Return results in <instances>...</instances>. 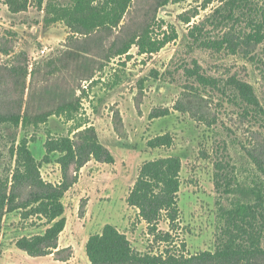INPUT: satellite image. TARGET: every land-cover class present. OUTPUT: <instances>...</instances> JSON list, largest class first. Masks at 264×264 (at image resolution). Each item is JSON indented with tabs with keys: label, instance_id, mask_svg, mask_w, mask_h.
Listing matches in <instances>:
<instances>
[{
	"label": "rangeland",
	"instance_id": "obj_1",
	"mask_svg": "<svg viewBox=\"0 0 264 264\" xmlns=\"http://www.w3.org/2000/svg\"><path fill=\"white\" fill-rule=\"evenodd\" d=\"M39 1L26 0L25 9L12 13L0 0V116L21 118L18 128L0 124V186L11 182L16 167L13 146L23 138L40 165L43 181L57 184L62 179L59 154H51L50 163H44L45 143L69 137L79 145L85 136H92L83 130L93 129L116 162L113 177L108 164L85 170V180L100 173L98 181L110 183L113 197L103 199L109 205L104 209L121 210L120 199L144 163L177 157L178 220L172 224L164 215L148 227L141 225L137 210L126 211L123 206L130 223L121 229L140 255L164 261L171 257L173 264H220L191 259L214 253L225 242L224 211L236 202L252 204L243 188L264 182L256 164L264 168V116L258 118L233 85L236 80L251 86L264 112V43L241 44L235 54L198 47L190 36L193 26L223 0H131L119 24L93 30L76 22L80 15L74 11L75 0ZM109 1L96 0L91 12ZM242 28L249 32L244 24ZM147 31L155 39L175 31L176 38L156 54L140 55L134 43ZM226 31L205 22L202 36L217 38ZM123 50L128 52L121 55ZM195 66L210 83L189 73ZM164 109L167 116L149 119L152 112ZM164 134L173 138L170 148L147 147L150 139ZM74 169L72 164L69 180ZM228 186L232 194L226 193ZM93 190L91 200L97 195ZM31 194L21 190L16 204ZM87 203L84 196L79 201L66 198L68 223L78 224L72 214L81 218ZM97 203L91 206L95 212L102 209ZM34 214L30 208L3 214L0 264H57L52 259L70 254L65 250L54 257L33 258L15 247L17 240L45 232L46 221ZM97 215L104 221L109 214ZM80 228L84 234L91 230ZM257 264H264V259Z\"/></svg>",
	"mask_w": 264,
	"mask_h": 264
},
{
	"label": "trees",
	"instance_id": "obj_2",
	"mask_svg": "<svg viewBox=\"0 0 264 264\" xmlns=\"http://www.w3.org/2000/svg\"><path fill=\"white\" fill-rule=\"evenodd\" d=\"M96 0H75L74 11L80 15L76 22L86 30H93L104 26L119 24L123 13L131 0H110L100 10L91 12ZM259 5L255 0H223L221 6L206 18L199 26H193L190 36L198 47L219 53L222 50L235 54L241 44L264 43V0ZM40 4L42 0L39 1ZM4 4L12 13H18L26 8V0H4ZM190 23V18H184ZM209 22L215 29H227L217 38H204L203 25ZM249 28L245 32L242 25ZM196 33V34H195ZM176 38L175 31L165 34L161 38H153L149 31L144 32L134 43L140 55L158 53L170 41ZM128 50H123L121 55ZM196 69L189 71L202 83L210 80L197 73ZM233 85L241 99L252 107L258 118L264 112L251 86L234 80ZM169 114L167 109L156 110L149 115V119H158ZM19 116H0V124L12 123L18 128ZM79 129V128H78ZM77 129V130H78ZM84 133H92L84 138L79 145L69 137L49 138L45 143L44 163H50L51 154H59L57 163L60 165L62 179L59 184L45 182L40 175V165L35 161L28 148L26 138L13 146L15 155V170L10 184L0 186V222L4 213L30 208L35 216L47 223L45 232L41 235L23 237L15 242V247L29 257H45L61 254L65 250L56 251L58 238L63 232L66 219L62 199L65 193L78 181L79 171L89 161L114 164V157L97 140L93 129L86 128ZM173 138L169 134L159 135L147 142L150 149L170 148ZM15 145V144H14ZM74 164L75 175L70 180L68 172ZM258 169L264 174V168L258 164ZM180 161L177 157L159 158L146 162L139 170L138 177L129 191L126 203L137 210V216L148 227L157 225L161 218L174 223L178 220L177 195L180 189ZM229 187V186H228ZM33 192L30 198L22 204H16L21 190ZM226 193L232 194L233 188H227ZM244 195L253 201L251 203L236 202L232 208L224 211L226 229L222 234L227 237L225 242L214 253L205 252L191 260L218 261L220 264H257L264 259V182L257 181L253 186L243 188ZM248 199V200H249ZM56 251V252H55ZM85 253L90 264H173L162 257L140 255L134 251L126 235L120 233L114 226L105 225L98 235L89 237L85 245ZM67 257L60 261H67Z\"/></svg>",
	"mask_w": 264,
	"mask_h": 264
},
{
	"label": "crops",
	"instance_id": "obj_3",
	"mask_svg": "<svg viewBox=\"0 0 264 264\" xmlns=\"http://www.w3.org/2000/svg\"><path fill=\"white\" fill-rule=\"evenodd\" d=\"M95 163L96 164H93V161L91 160L86 165H84V167L80 169V175H79L77 183L74 184L65 193L62 199V203L64 205L63 216L66 219V225H65L63 232L59 235L58 248L56 251L68 250L70 252V258L67 261H60L59 259L54 260L51 258L57 264H90L87 259V256H84L85 245L89 237L92 235L100 234L105 225H112L120 233H123L124 235H126V233H124L121 228L127 227V225L130 223V219H129L130 214H123L122 208L123 206H125L126 211L129 210L131 212H135V209L130 208L126 203V199L128 197L129 191L132 188V186L128 189V193L124 195V199H120L122 203L121 205H123L122 208H120L121 210H113L112 208H109V209L103 208L104 206H109L108 204H103L104 203L103 199L107 200V199H110V197H113L111 196V193H110L112 190H110L109 192L110 183L107 185L106 181L104 183H102L103 181L101 180L98 181V176L100 175V173L97 176L92 175L88 179L85 180V170L88 169L91 171L92 165H99L100 167H102V165H100L99 163L97 162ZM115 164L116 162L110 165L111 169H109V172H108L110 177H113L112 176L114 174L113 168ZM87 180H89L90 183H88ZM59 183L60 181L57 182V184ZM91 187H92V190L94 188V190H96L97 192V195H95L94 198H92V200L89 197V193H91L90 191ZM69 196H73L74 198H77L78 201L80 200L81 196L88 198V203L85 206V214H83L81 218L79 217V214H72L73 218L75 217L76 222H78L76 226L74 222L68 223V219L65 217V214L68 213L65 200ZM103 197H106V198H103ZM97 202H99V205H102V206H99V207H102V209L100 211L95 212L93 211V209H91V206L93 208L95 204H98ZM75 210L78 211V207ZM97 214H109L107 216L108 219L104 221H99V217ZM105 222H111V224H107ZM83 224H85V227L86 226L91 227V230L89 233L84 234L81 232L80 227L82 226L83 228H85ZM141 225H146V224L144 221H142ZM71 227L73 228V230H71ZM79 239H81V242L79 241ZM54 256L55 255L52 254L47 257L50 258Z\"/></svg>",
	"mask_w": 264,
	"mask_h": 264
}]
</instances>
